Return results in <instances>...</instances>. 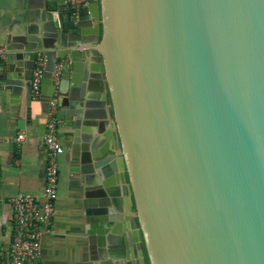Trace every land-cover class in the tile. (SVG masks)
I'll use <instances>...</instances> for the list:
<instances>
[{"label":"water","instance_id":"water-1","mask_svg":"<svg viewBox=\"0 0 264 264\" xmlns=\"http://www.w3.org/2000/svg\"><path fill=\"white\" fill-rule=\"evenodd\" d=\"M63 6L0 13V79L46 114L68 58L58 89L85 261L264 264V0H88L76 18Z\"/></svg>","mask_w":264,"mask_h":264},{"label":"crops","instance_id":"crops-1","mask_svg":"<svg viewBox=\"0 0 264 264\" xmlns=\"http://www.w3.org/2000/svg\"><path fill=\"white\" fill-rule=\"evenodd\" d=\"M25 0H0V13L11 14L12 8ZM66 11L65 0H60ZM6 55L0 60V72ZM1 74V73H0ZM25 99L19 104L13 102L0 79V261L9 262L7 246L12 239L14 220L10 197L18 193L41 195L45 182L46 149L41 134L46 114L40 113L38 103L29 113L25 109ZM62 123L59 137L66 150L59 158V187L55 213L49 230L41 238L42 255L40 264H88L84 257L87 244L85 232V210L82 202V187L76 184L71 171L68 153L65 110L60 107ZM25 138L16 141L18 133Z\"/></svg>","mask_w":264,"mask_h":264},{"label":"built area","instance_id":"built-area-1","mask_svg":"<svg viewBox=\"0 0 264 264\" xmlns=\"http://www.w3.org/2000/svg\"><path fill=\"white\" fill-rule=\"evenodd\" d=\"M73 17H78L87 10L88 0H65ZM6 55V47L0 44V60ZM68 58H59L55 64L52 81L55 90L49 101L46 113L43 142L46 149L45 182L42 194L18 193L10 197L14 231L7 246L9 262L0 264H40L42 255L41 238L45 230H49L55 213L59 187V158L65 153V146L59 137V126L62 123L60 115V93L58 85L64 76ZM47 68V57L43 51H38L32 73L33 96L38 99L41 94L42 81ZM25 134L16 135V141H22ZM1 141V138H0ZM0 193V205L3 202Z\"/></svg>","mask_w":264,"mask_h":264},{"label":"trees","instance_id":"trees-1","mask_svg":"<svg viewBox=\"0 0 264 264\" xmlns=\"http://www.w3.org/2000/svg\"><path fill=\"white\" fill-rule=\"evenodd\" d=\"M100 1V0H99Z\"/></svg>","mask_w":264,"mask_h":264}]
</instances>
